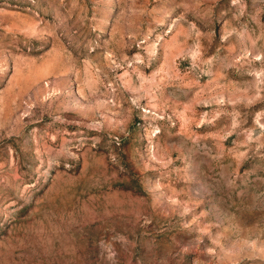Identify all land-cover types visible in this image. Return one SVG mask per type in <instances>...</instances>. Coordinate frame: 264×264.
I'll list each match as a JSON object with an SVG mask.
<instances>
[{
  "label": "rangeland",
  "instance_id": "rangeland-1",
  "mask_svg": "<svg viewBox=\"0 0 264 264\" xmlns=\"http://www.w3.org/2000/svg\"><path fill=\"white\" fill-rule=\"evenodd\" d=\"M0 264H264V0H0Z\"/></svg>",
  "mask_w": 264,
  "mask_h": 264
}]
</instances>
